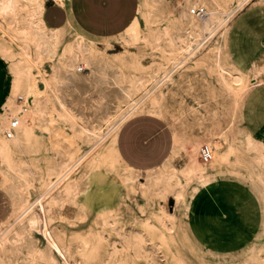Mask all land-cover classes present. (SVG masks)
<instances>
[{
    "label": "bare ground",
    "instance_id": "bare-ground-1",
    "mask_svg": "<svg viewBox=\"0 0 264 264\" xmlns=\"http://www.w3.org/2000/svg\"><path fill=\"white\" fill-rule=\"evenodd\" d=\"M44 1L0 0V29L17 40L18 50L17 54H9L0 40V66L5 79L0 102L3 115L0 133L10 119L17 121L12 137L6 142L0 140V153L10 158L9 147L28 139L36 116L47 121L56 117L70 131L64 127L51 131L53 164L42 188L30 193L24 183L14 185L13 211L0 224V262L10 264L24 256L32 258V264H86L95 260L97 249H102V262L110 254L107 246L116 242L137 245L157 254L165 232L173 231L179 189L172 192L174 211L160 218L158 225L144 226L143 232L134 227L124 229L112 206L106 202L99 206L94 199L108 191L101 184L100 166H86L73 178L72 173L107 138L116 135L132 114L145 108V98L149 99L147 114L162 119V94L158 88L188 62L197 59V65L214 70L237 104H243L251 89L264 85V47L258 60L241 70L229 61L228 52L219 41L225 36L230 19L249 0H178L175 16L158 8L163 0H144L145 7L150 9L149 22L163 25L146 38L159 48L173 68L166 72L155 65L139 75L124 73L115 67L107 59L105 46L88 40L70 21L59 28L47 26L43 20ZM56 1L64 6V0ZM131 36L139 39V30L134 29ZM161 73L164 75L158 79ZM25 98L29 101L26 107L23 106L27 103ZM26 109L33 112L32 119L26 117L31 115ZM215 145L220 148L219 143ZM208 148L210 167L220 168L231 160L229 169L247 174L264 190V167L257 165L254 158L233 152L220 156L213 146ZM198 151L199 144L193 145V153L189 155L185 140L176 135L171 155L163 165L145 171L143 178L141 171L127 168L129 172L121 176V181L136 182L154 194L167 192L168 177L181 175L190 179L208 171L206 164L198 163ZM81 152L83 155L79 157ZM180 152L187 161L176 168L172 161ZM28 171L34 174L33 170ZM103 173L110 178L119 177L108 165L103 167ZM78 196L82 210L88 214L91 208L99 207L93 213L101 225L96 234V248L82 234H69L65 229L51 226L56 220L55 213L61 212L65 204H74ZM154 239L160 242L155 244ZM157 263L165 264L159 258ZM169 264L186 263L174 256ZM238 264H264V244L255 247Z\"/></svg>",
    "mask_w": 264,
    "mask_h": 264
},
{
    "label": "rangeland",
    "instance_id": "rangeland-1",
    "mask_svg": "<svg viewBox=\"0 0 264 264\" xmlns=\"http://www.w3.org/2000/svg\"><path fill=\"white\" fill-rule=\"evenodd\" d=\"M143 2L144 0H139L135 20L123 33L115 37L96 39L85 35L75 25L74 29L88 40L104 45L107 59L124 73L139 75L149 72L155 65L168 72L173 66L161 55L159 48H155L146 38L156 30L162 29L163 25L149 22L150 9L146 8ZM158 8L170 16H175L178 0H163ZM62 9L56 0H45L43 16L53 23L61 22L62 25ZM55 10H58L59 14ZM136 28L139 30V39L134 40L131 35ZM74 29L70 31L73 32ZM0 40L9 54H17V40L10 38L3 29H0ZM261 40H264L263 0H249L230 19L225 36L219 39L228 52L229 61L236 69L241 70H245L252 61L258 60L264 47V42L260 43ZM196 61L197 59L183 65L169 81H163L159 86L163 104L162 119L150 118L146 110L149 99L145 98V108L132 114L120 127L118 135L107 138L106 142L98 146L74 169L71 176H77L86 166H100L101 184L106 185L108 191L106 195L102 194L94 199L99 206L104 202L111 205L124 229L134 227L143 232L144 226L158 225L160 218L172 211V192L179 189V204L172 221L173 231H166L161 242L160 239L153 240V243L161 244L157 254L147 252L137 245L116 242L107 246L110 254L105 261L101 262L102 249H97L95 260L86 264H158V258L169 264V260L174 256L182 258L186 264H238L245 260L249 252L247 245L264 242V229L261 224L263 211L257 204L258 198L253 197L251 192L254 181L246 182L233 176L229 171L231 160L220 168L210 167L206 163L208 173L215 182L209 189L202 187L196 176L190 179L181 175L168 177V191L156 194L136 182L124 184L121 181V176L129 172L127 168L144 169L140 172L143 178L146 168L158 167L157 165L170 155L173 137L176 135L185 140L189 155L193 153V145L199 144V148L211 145L220 156H226L230 152L244 157L250 155L264 165V135L253 136L244 128L246 121L242 119L241 113L243 104L235 103V98L214 70L201 67ZM44 70H47V65ZM163 75L161 73L158 79ZM2 83L5 84V80ZM20 99L24 97L21 96ZM25 100L27 103L23 106L26 107L29 101L26 98ZM263 109L261 104L254 109V117H259ZM25 111L31 113L26 117L32 119L33 112L29 109ZM2 120L3 115L0 112V121ZM34 125L45 126L50 132L57 127L70 131L68 126L62 125L56 117L47 121L36 116L32 127ZM34 133L36 158L40 164H45L49 158L45 135L39 128H34ZM116 136L123 160L132 167H126L118 160L114 149ZM0 140H8L4 138L3 132L0 133ZM216 143L220 144V148L216 147ZM9 148L10 158L0 153V165L3 168L0 171V188L8 193L10 198L15 194V184L24 183L30 193L33 189L42 188L52 165L41 167L35 159L29 161L30 165L25 162L22 156L25 153L27 155L29 151L28 139ZM83 148L81 146V149ZM82 155L81 152L79 157ZM186 161L185 154L180 152L173 158L172 163L176 168H180ZM197 161L202 164L198 156ZM106 165L119 177H107L103 173V167ZM254 168L257 170L258 166ZM28 170H33L34 174H30ZM104 180L106 182H103ZM80 203L78 196L74 204H65L61 212L55 213L56 220L51 226L65 229L69 234H82L90 241L91 246L96 248V234L101 230V225L97 223L93 213L99 207L91 208L92 214H88L82 210ZM9 210V201L0 192V221L7 216ZM138 238L143 241L140 235ZM33 262L32 258L22 256L12 260L10 264Z\"/></svg>",
    "mask_w": 264,
    "mask_h": 264
},
{
    "label": "crops",
    "instance_id": "crops-1",
    "mask_svg": "<svg viewBox=\"0 0 264 264\" xmlns=\"http://www.w3.org/2000/svg\"><path fill=\"white\" fill-rule=\"evenodd\" d=\"M62 7H63L62 11L64 15L63 24L60 25L61 22L59 24L53 23L50 20H48V18H44L43 16V20L47 26L53 28H59V27H63L67 23V21H71L72 25H75L79 29V31H81L85 35H89L96 39H100V38L115 37L123 33L129 27L130 23L133 20H135L137 16L139 9V0H66L64 6ZM55 11L59 14L58 10ZM261 42H264V40H261L260 43ZM0 70H1V74H0V102H1L4 94V86H5V84H3L2 82L5 79H3L4 72L1 66H0ZM263 91H264V85L251 89V91L247 94L241 109L242 119L246 121V127L244 128L251 135L256 137L264 135V109L263 112L259 115V117L256 118L254 117V109L259 107L260 104L264 108V94L262 95ZM34 128H39L42 134H44L46 138V144L48 146V151H49V158L45 164H40L39 160L36 158V151L34 150V140H35ZM50 134H51L50 131H47L45 127L40 125H34L31 128L28 136L29 151L27 155L25 153L22 156L26 163H29L30 165L29 161L35 159L40 164L41 167H47L53 164V151L49 141ZM172 147H173V142H172ZM114 149H115V154L118 160L120 161V163L126 167L128 166L132 167L128 165L121 156L122 152L118 148L117 136L114 140ZM171 152H172V148L170 151V155ZM170 155L167 158L165 157L161 162L162 164L161 163L160 164L163 165V163L170 157ZM254 161L257 163V165L264 167V165L260 164L258 161L256 160ZM159 165L157 166L160 167L161 165L160 166ZM154 167L157 168L156 166ZM149 169L146 168L145 171ZM152 169L154 168L152 167ZM2 170L3 168L0 165V171ZM139 170L142 171L144 169H139ZM229 171L233 176L243 181L247 182L249 180H253L250 176H248L243 172L234 171L232 169H229ZM197 181L202 187L206 189L213 187L215 184L214 180L211 178V175L208 173V171L203 175H201L200 177H198ZM103 182L106 181L104 180ZM0 192L5 195V197L8 199L10 204V210L7 216L0 221L1 224L9 218L10 214L13 211V205H12V200L8 193H6L1 188H0ZM251 192H252V196L254 195L253 197L258 198L257 204L260 205V209L263 211V214L261 215V224H262V229H264V190L259 186V184L256 183V181H254ZM172 211H174V206ZM262 233L264 235V232ZM263 244L264 242L261 243L259 241L256 244H252V245L249 244L247 246L250 252L255 247L261 246Z\"/></svg>",
    "mask_w": 264,
    "mask_h": 264
},
{
    "label": "built area",
    "instance_id": "built-area-1",
    "mask_svg": "<svg viewBox=\"0 0 264 264\" xmlns=\"http://www.w3.org/2000/svg\"><path fill=\"white\" fill-rule=\"evenodd\" d=\"M201 13V12H200ZM17 125V121L14 119H10L9 123L6 125V128L3 131V136L6 139H9L13 135L14 128ZM211 157V152L209 148L205 145L201 146L198 151V159L202 164H206L209 162Z\"/></svg>",
    "mask_w": 264,
    "mask_h": 264
}]
</instances>
